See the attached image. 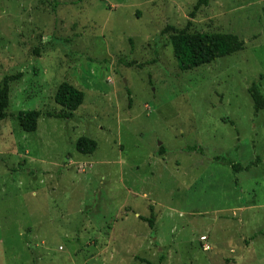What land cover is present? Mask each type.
I'll use <instances>...</instances> for the list:
<instances>
[{
    "label": "rangeland",
    "instance_id": "374dc122",
    "mask_svg": "<svg viewBox=\"0 0 264 264\" xmlns=\"http://www.w3.org/2000/svg\"><path fill=\"white\" fill-rule=\"evenodd\" d=\"M197 2L0 0V82L21 73L0 121V264H264V109L248 93L264 97V0L190 18ZM188 20L243 49L180 71L164 30ZM63 82L84 94L71 118Z\"/></svg>",
    "mask_w": 264,
    "mask_h": 264
},
{
    "label": "trees",
    "instance_id": "16d2710c",
    "mask_svg": "<svg viewBox=\"0 0 264 264\" xmlns=\"http://www.w3.org/2000/svg\"><path fill=\"white\" fill-rule=\"evenodd\" d=\"M208 0H198L189 17L192 18L200 5H207ZM191 21L188 20L183 29L167 26L164 31H171L170 45L176 66L180 71H189L212 63L220 58L232 55L243 49V41L235 34L224 32H192ZM21 73L6 75L0 82V121L8 117L6 109L9 105V85L20 79ZM255 112L264 109V97L258 85L252 84L248 89ZM129 95V93H128ZM84 94L81 90L67 82L58 85L54 102L62 111L58 117L71 118L73 112L82 104ZM130 99V98H129ZM40 112L37 110L19 111L15 116L20 129L24 132L36 130ZM76 150L81 154H91L96 148V142L89 137H80L75 143ZM191 151H194L191 149ZM163 153L162 150L159 152ZM236 170V165H232Z\"/></svg>",
    "mask_w": 264,
    "mask_h": 264
},
{
    "label": "built area",
    "instance_id": "2783aa9c",
    "mask_svg": "<svg viewBox=\"0 0 264 264\" xmlns=\"http://www.w3.org/2000/svg\"><path fill=\"white\" fill-rule=\"evenodd\" d=\"M206 240H207L206 236H201V237L199 238V241H200L201 243H203V244H202V245H203V249L208 250V249H209V246H208L206 243H204Z\"/></svg>",
    "mask_w": 264,
    "mask_h": 264
}]
</instances>
